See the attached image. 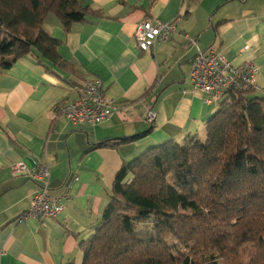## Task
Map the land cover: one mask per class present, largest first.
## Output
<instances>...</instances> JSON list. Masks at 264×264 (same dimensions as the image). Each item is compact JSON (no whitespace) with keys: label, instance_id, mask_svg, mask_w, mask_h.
Instances as JSON below:
<instances>
[{"label":"crops","instance_id":"1","mask_svg":"<svg viewBox=\"0 0 264 264\" xmlns=\"http://www.w3.org/2000/svg\"><path fill=\"white\" fill-rule=\"evenodd\" d=\"M94 13L68 29L54 15L47 31L60 40L68 69L40 64L32 54L0 70V264H81L79 242L88 238L107 206L122 165L168 139L184 142L205 135L218 103L190 79L197 53L180 31L213 47L236 64L253 61L264 87V0H82ZM182 14L167 43L142 52L136 27L146 17L168 21ZM99 78L114 113L100 124H74L56 109L79 97L77 86ZM264 96V91L254 92ZM149 110L157 114L147 121ZM153 130L120 146L94 148L110 138ZM18 161L50 168L52 193L71 198L57 218H17L31 204L39 184L13 174ZM78 180L73 182V178Z\"/></svg>","mask_w":264,"mask_h":264},{"label":"trees","instance_id":"2","mask_svg":"<svg viewBox=\"0 0 264 264\" xmlns=\"http://www.w3.org/2000/svg\"><path fill=\"white\" fill-rule=\"evenodd\" d=\"M92 13L82 0H0V70L29 54L68 69L45 21L54 14L68 29ZM79 248L81 264H264V96L232 90L204 136L168 139L124 163Z\"/></svg>","mask_w":264,"mask_h":264},{"label":"built area","instance_id":"3","mask_svg":"<svg viewBox=\"0 0 264 264\" xmlns=\"http://www.w3.org/2000/svg\"><path fill=\"white\" fill-rule=\"evenodd\" d=\"M184 16L178 14L168 21L146 17L138 23L134 38L142 52H151L157 44L167 43L177 33L179 24ZM192 45L197 47V53L191 62L190 79L193 85L206 94V103H220L228 92H257L264 91L258 83L259 67L253 61L236 64L223 53L210 47L201 49L195 38H191L185 31H180ZM79 97L70 102H64L56 109L57 116H64L74 124L88 123L97 125L108 119L115 111L112 101L107 97L106 90L99 78L86 80L79 86ZM156 112L149 110L147 121L153 125ZM13 174L25 176L39 184V189L33 195L30 207L18 218L23 222L29 218H57L66 207L71 198V185L66 187L62 195L51 192L49 186L50 168L47 164L39 162L34 167L23 161L12 164ZM79 178L75 176L73 182Z\"/></svg>","mask_w":264,"mask_h":264}]
</instances>
